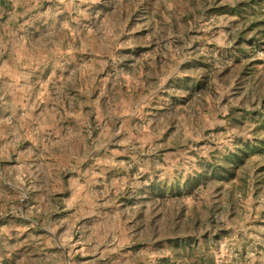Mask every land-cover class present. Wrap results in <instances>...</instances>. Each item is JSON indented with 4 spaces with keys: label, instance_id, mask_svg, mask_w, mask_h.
I'll use <instances>...</instances> for the list:
<instances>
[{
    "label": "rangeland",
    "instance_id": "374dc122",
    "mask_svg": "<svg viewBox=\"0 0 264 264\" xmlns=\"http://www.w3.org/2000/svg\"><path fill=\"white\" fill-rule=\"evenodd\" d=\"M262 13L0 0V264H264V152L208 166L259 138Z\"/></svg>",
    "mask_w": 264,
    "mask_h": 264
},
{
    "label": "trees",
    "instance_id": "16d2710c",
    "mask_svg": "<svg viewBox=\"0 0 264 264\" xmlns=\"http://www.w3.org/2000/svg\"><path fill=\"white\" fill-rule=\"evenodd\" d=\"M263 14V13H262ZM264 15V14H263ZM261 24L263 26L261 33L264 35V19H261L257 25ZM261 119L257 123L256 128L252 131L254 134L258 135L254 142L245 141L236 144V149L233 152H227L221 159L222 166L217 164L214 159L213 162L209 163L208 166L211 168L210 176L221 179L224 175H231L237 166L241 165L244 160L253 153H263L264 152V106L260 111ZM205 170V169H204ZM207 177L206 172H200L194 178L188 177L186 182H184V187H191L193 183L202 181ZM177 188V187H176ZM175 188V189H176ZM172 247L171 257L174 260L181 261L182 264H204L206 258L205 250L203 248H197L194 245H190L187 241L181 243L180 241H174ZM169 259V258H167ZM170 260V259H169Z\"/></svg>",
    "mask_w": 264,
    "mask_h": 264
}]
</instances>
